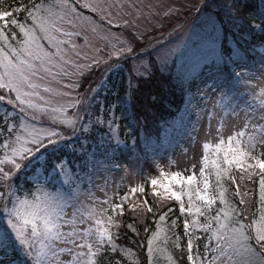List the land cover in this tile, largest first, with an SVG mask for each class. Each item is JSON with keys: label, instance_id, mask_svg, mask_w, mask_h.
<instances>
[{"label": "snow or ice", "instance_id": "obj_1", "mask_svg": "<svg viewBox=\"0 0 264 264\" xmlns=\"http://www.w3.org/2000/svg\"><path fill=\"white\" fill-rule=\"evenodd\" d=\"M175 2L165 6L158 26L144 31L124 13L130 6L117 0H32L0 10V103L8 108L0 119V264H124L128 250L117 244L122 223L108 213L123 215L127 197L119 204L97 202L85 180L91 184L100 171H127L138 153L147 156L149 145L136 137L131 144L119 139L116 125L121 118L146 119L160 103L158 89L173 81L188 102L213 101L206 135H212L217 107L243 120L226 142L215 129V158L204 143L198 175L194 165L192 174L160 171L148 181L160 207L168 208L155 230L144 229L150 232L149 264L165 251L154 242L163 239L166 246L169 240L160 227L174 214L168 201L184 216L183 237L174 243L186 252L187 264H264V87L251 85L257 73L264 78V0L258 6L218 0L219 11L210 0H189V15L196 13L191 28L172 27L182 30L179 39L153 36L179 15ZM80 25L103 33L104 46L92 55L81 52L87 35L79 45L80 32L70 30ZM130 191L144 193L145 187ZM167 260L175 264L170 254Z\"/></svg>", "mask_w": 264, "mask_h": 264}, {"label": "rangeland", "instance_id": "obj_2", "mask_svg": "<svg viewBox=\"0 0 264 264\" xmlns=\"http://www.w3.org/2000/svg\"><path fill=\"white\" fill-rule=\"evenodd\" d=\"M5 0H0V10L6 9ZM119 3H123L129 5L130 7L125 8L123 11L127 15V18L133 20L135 23L136 20H139V24L137 25L141 31L145 29L150 30V25H157L160 19H162V13L166 11V5L169 4L170 0H117ZM196 2V0H195ZM218 2V0H210V3L213 4V10L215 11L214 4ZM180 5H184L183 8ZM174 9H178L179 15L176 19L172 20L167 30L164 32H159L155 35V37H160L164 34L165 39H179L181 38L182 30L177 28L175 32H172V27L177 24L183 25L184 29H190L193 23L196 21V13L193 12V15L188 19L184 20V15L190 10L191 4L189 0H176L175 3L171 5ZM14 10V9H13ZM12 11V10H9ZM115 11V10H113ZM140 11L143 13V16L140 17L137 15V12ZM219 11V10H218ZM85 15V14H84ZM87 16V15H85ZM93 19H95L93 17ZM96 20V19H95ZM98 21V20H97ZM181 21H183L181 23ZM122 22V21H121ZM103 24L102 22H99ZM225 23L227 24V19L225 18ZM229 27H231L229 25ZM160 29L158 31H162L165 29ZM80 32L79 38H76V43L79 45L84 44L85 35H87L89 44L87 48L81 49V52H87L89 55L94 54V47H103L104 41L101 39L103 33H92L90 25H80L75 29H70ZM184 38H187V34L185 33ZM258 68L259 65H256ZM257 78L251 80V85L259 91L260 87H264V78L259 76V73L256 74ZM41 83H47V81H43ZM52 87H56L55 84L50 85ZM241 92L243 94H247L249 89L245 87L243 84L240 86ZM194 91V90H193ZM42 95L47 96V94L42 93ZM58 99V98H56ZM248 103L252 104L254 108L259 109V104L256 100H253L252 97L246 96ZM213 101L209 100V102L205 105L199 97H193L192 103L189 105L186 115L189 117L193 116L191 120V124L189 130L186 133H183L178 142L171 148L169 151L168 157V169L169 173L175 171H181L182 175L192 174L193 166L195 165V171H199V167L202 165V157L205 155V150L203 149L204 143H209L210 147L207 150V155L210 159L215 158L214 156V148L215 144L219 141V138L216 135L215 129L220 128L223 132V138L225 142L227 141V136L230 134H234L236 130L240 128V125L243 120V115L238 119L236 116L231 114V109H227L225 112L221 110L219 107L213 112L211 124H212V135H206V131L209 125V118L206 115V112L212 108ZM203 109V110H202ZM8 108L4 103H0V117L5 115ZM195 126V128H194ZM117 128V126H116ZM118 135V132H117ZM119 137V135H118ZM119 139L124 140L119 137ZM132 140H130L131 144ZM146 166L142 165V157L139 156V159L134 162V165L131 169L124 171H100L97 174H94L91 177L92 183L89 184L87 179L85 180L84 187L91 188L94 196L97 198V202L103 201L107 198L112 204H119L121 199V195L127 196V198L133 196L134 194H129L132 187H136V185L142 186L144 178H147L148 173L151 171L150 169L145 170ZM147 171V172H146ZM209 170H206V172ZM210 189L211 193L214 190V175L210 178ZM103 188L104 191L100 189ZM105 192L107 193V197H105ZM89 206H91V202H86ZM216 205V204H215ZM213 205V207L215 206ZM187 206V204H185ZM114 216L115 212L108 213ZM106 214V215H108ZM184 221V220H183ZM204 222V220H203ZM80 227L79 225H77ZM94 227V224H93ZM161 237L163 238V232H161ZM160 247L164 248L165 251L157 253L155 259L156 264H168L167 256L170 254L167 248L163 243V239L161 241L154 242V248ZM171 255V254H170ZM172 256V255H171ZM149 256H148V247H147V263L149 264Z\"/></svg>", "mask_w": 264, "mask_h": 264}, {"label": "trees", "instance_id": "obj_3", "mask_svg": "<svg viewBox=\"0 0 264 264\" xmlns=\"http://www.w3.org/2000/svg\"><path fill=\"white\" fill-rule=\"evenodd\" d=\"M31 2L32 0H5L4 4L7 10H13L17 6L22 7ZM251 2L258 6L259 0H251ZM196 3H199V0H196ZM215 11H218V9ZM84 14L87 16L92 15L96 20H99L95 14H90L87 10H84ZM192 15L193 12L189 15L188 11L184 15V20H188ZM182 22L183 21H181V23ZM166 28L162 31L152 32V35L155 36L159 32H164L167 30ZM233 31L235 32L234 29ZM236 39H240L239 33H236ZM85 87H87V85H85ZM158 91L161 96L160 103L155 106L154 112L150 111L147 113L146 119H141L137 122L132 118H121L116 125L119 137L123 138L128 143L133 137H136L141 139L143 143L149 145V147L145 149V151L149 153L147 156H145L144 153H138L137 155L141 156L143 160L152 161L151 166L152 163L157 160L164 162L166 159L165 156L178 140L180 134L189 130L191 120L193 119V116L189 117V115H186V109H188L190 102H188L187 96L185 92L182 91V86L178 82L173 81L170 85L164 89H158ZM117 115H119V113ZM3 116L4 115H2L0 119H2ZM158 175L157 173V177ZM214 184L215 180L213 186ZM145 185L146 189H148V181ZM225 187L228 188L229 185L225 184ZM135 194L134 197L140 198L141 193L137 192ZM145 195L147 196L148 206L141 203L130 210L125 207L124 213L120 215V218L117 217V214H114L116 221L122 223V230L120 231L117 244L118 246H123L129 253L124 258V264H130V261H137L138 264H148L147 237L150 235L151 231L156 229V221H158L159 215L168 211L167 207H160L161 201L158 197L151 196L148 192L145 193ZM167 203L174 209V214L170 213L168 218L164 222H161V232H163V237L165 235L169 237L167 248L175 264H187L186 252L182 255L180 249H177L174 243L176 236L183 237L184 216L180 215L179 205L175 201H168ZM185 203L187 204L186 197ZM218 205L219 201L217 200L213 209ZM148 208H151V212L147 211ZM174 219L177 220L176 228L171 227L172 220ZM203 220L204 218L200 217L202 223ZM145 227L150 229L149 233L144 231ZM112 231L115 232L116 229ZM197 234L200 236L203 235L202 233ZM181 244L186 247V239H182Z\"/></svg>", "mask_w": 264, "mask_h": 264}]
</instances>
